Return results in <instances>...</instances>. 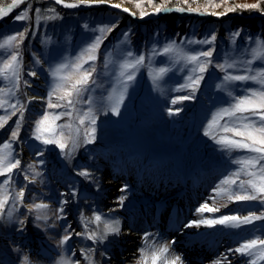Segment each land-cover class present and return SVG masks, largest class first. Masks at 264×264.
Instances as JSON below:
<instances>
[{
    "label": "rangeland",
    "instance_id": "rangeland-1",
    "mask_svg": "<svg viewBox=\"0 0 264 264\" xmlns=\"http://www.w3.org/2000/svg\"><path fill=\"white\" fill-rule=\"evenodd\" d=\"M5 0H0V3ZM66 3L73 0H65ZM121 3L122 8H130L129 13L139 10L135 7L136 0H112ZM158 2V0H157ZM191 2V0H190ZM217 3L220 0H216ZM254 3L257 0H230V3ZM176 3V0H173ZM201 10L205 0H198ZM31 6L30 19L26 22L15 21L14 17ZM181 6L187 7L182 4ZM193 7L197 5L192 4ZM87 8L85 6H81ZM96 6V10L84 13H70L66 8L50 5L44 0L26 2L17 13L0 25V34H13L28 27V38L22 46V63L24 79L33 82L39 80L42 84L41 97H46L48 89V68L50 63H56L62 56L75 54L80 47L92 36L93 29L101 26L115 25L114 30L107 34L100 48V60L97 69L102 73L98 81L99 86L94 90L93 99L97 116L95 142L83 144L74 154V158L66 160L60 150L54 145L45 147L32 138L35 121L44 110L45 104L41 100L38 109H33L31 103L24 113V121L19 133V142H13L16 152L21 158L23 166L31 162L44 161L38 170L43 171L44 183L29 184L33 189L32 196L43 199L55 209L63 199H69L65 205L67 220L56 221V228H37L29 218L28 226L23 235L15 230L13 225L0 227V264H18L15 247L30 252L34 257V264H55L59 256L64 254L56 247V242L63 234L60 225L71 224L76 231H82L80 215L91 216L93 211L102 212L110 216H118L124 220L132 233L139 237L145 232L156 234L157 240L171 241L181 238L179 243L172 245V251L180 255L184 264H213L217 259L221 264H227L222 258L227 256L231 264H247V257L230 252L239 242L253 235L264 232V221H256L254 225L241 229H228L217 225L214 228L201 226L186 228L185 224L200 217L195 209L213 194L214 186L222 179L226 169L236 166L228 162V158L217 151L216 145L203 136L202 129L211 112L219 106H226L228 99L219 85L222 73L215 68H209L205 80L201 82L195 100L177 102L171 101L178 96L189 94L186 91H177L187 80L185 71L177 65L166 77L157 82L153 80V68L168 66L161 56H152L153 48L162 50L167 43L175 40L187 49H201L212 47L216 49L214 61L222 60L226 56L238 55L242 50L254 47L256 39L264 38V17L257 12H236L241 14L240 19L251 16L250 21L244 24L235 23L230 16L216 31L209 27L211 22L198 23L192 20L155 21V25H148L147 33L141 32L142 27L126 24V13L110 11ZM143 7L148 12L152 8L144 0ZM48 8H55L61 19L36 22V9L41 16L53 15ZM93 8V7H91ZM222 8H209L208 11L222 12ZM133 11V12H130ZM115 14V15H113ZM247 23H251L248 25ZM88 25V28H85ZM241 29V36L232 43L231 33ZM215 34L217 40L212 45L188 44L187 40H202ZM126 49L136 54L146 56L147 67L137 73L125 94L117 116L110 111L113 101L108 96L116 79V67L121 62ZM111 53V56L108 54ZM39 57L41 64H37ZM249 58V57H245ZM111 59L114 65L104 69V61ZM258 65H254L256 67ZM36 71L38 77L32 78L27 74ZM4 86L0 82V87ZM239 87V85H237ZM246 87H254L252 84ZM27 96L31 95V88L24 89ZM27 97H21L26 99ZM183 108L179 115H169L170 108ZM88 106L83 105L87 111ZM56 109L52 111H61ZM0 110V115H3ZM19 114H17L18 116ZM17 116L0 129V144L9 140L10 130L15 126ZM67 117L58 121L65 123ZM44 149V155L38 156V150ZM233 155H241L234 153ZM88 170L100 181L97 191L94 182L77 175L78 171ZM3 179V178H0ZM20 183H27L23 176L17 177V188ZM123 184L128 185V199L120 208L116 197L123 195L119 191ZM75 191L76 197H65L63 193ZM25 200L29 201L26 192ZM30 202V201H29ZM104 202L108 204L105 207ZM210 206L212 201L208 200ZM227 204L225 207L224 205ZM215 206L220 209L214 214H205L206 217L221 216L237 213L246 215L249 210L264 211L258 203H228L226 200L216 199ZM117 209L116 211H111ZM23 208L20 212H24ZM159 218V219H158ZM161 219V220H160ZM42 223V222H41ZM49 223H52L50 220ZM176 226L178 229L174 230ZM206 233L207 241L194 243L190 238ZM242 234V235H241ZM264 238V236H261ZM130 243L128 240L125 244ZM106 242L94 245L92 241L73 236L69 245L80 258V250L89 246L97 249L96 258L101 256ZM35 245V246H34ZM34 247L36 249H34ZM33 248V250H31ZM70 255V253H69ZM105 256V255H103ZM136 260V258L134 259ZM86 264V262H83ZM121 264V263H118ZM130 264H135L132 261ZM257 264H264L258 260Z\"/></svg>",
    "mask_w": 264,
    "mask_h": 264
},
{
    "label": "snow or ice",
    "instance_id": "snow-or-ice-1",
    "mask_svg": "<svg viewBox=\"0 0 264 264\" xmlns=\"http://www.w3.org/2000/svg\"><path fill=\"white\" fill-rule=\"evenodd\" d=\"M144 0H136L135 7L139 10V18L143 19L148 15L161 13L188 12L198 15H211L216 17L227 16L236 12H257L264 16V0H257L254 3H230V0H205L201 10L198 0H147L152 8L148 12L143 7ZM25 0H12L11 4L3 6L0 4V19L7 17L13 9L24 4ZM57 5L65 8H78L81 6L92 7L107 5L114 9H121V3H113L112 0H73L66 3L65 0H55ZM192 4H196L193 7ZM224 8L222 12L208 11L209 8ZM25 8L15 17V21L26 22L30 19V12ZM124 12H129L123 7ZM40 10L36 9L37 24L43 19L47 21L61 19L55 8H48L53 15L41 16ZM131 15L135 16L133 12ZM88 28V25H85ZM115 25L101 26L93 29V35L73 55L62 56L56 63H50L48 68V91L46 97L27 96L24 89L31 88L32 82L24 79L22 63V46L28 38L30 29L25 27L13 34H0V129L9 122L13 116H17L15 126L10 130V139L0 144V227L13 225L15 230L24 234L27 229L29 218L37 228L43 227L45 231L49 228H56V221L67 220L65 205L69 199H63L53 209L51 204L32 196L33 189L29 184L44 183L43 171L38 170V164L42 166L44 161L31 162L23 166L19 154L16 152L13 142H19V133L24 121V113L28 110V104L33 100H42L45 104L44 110L35 121L32 138L39 141L45 147L54 145L60 150L61 155L70 160L83 144L95 142L97 116L95 111L96 101L93 99L94 90L99 86L98 81L101 72L97 69V62L100 60V48L107 34L111 33ZM241 29L231 33L232 43L241 36ZM217 36L210 35L202 40H187L188 44L212 45L216 42ZM254 47L242 50L238 55L226 56L222 60L214 61L215 48L206 47L201 49H187L178 44L175 40L167 43L162 50L153 48L152 56H161L168 66L153 68V80L157 82L166 77L170 72L184 69L187 80L177 91H186L189 94L175 97L171 103L192 101L196 98L201 82L205 80V74L209 68H215L223 75L221 83L217 87L226 94V106H219L211 112L202 129L203 136L210 140L217 147V151L223 153L228 162L236 167L226 169L222 179L213 188V194L201 203L196 209L198 219L192 220L184 225L186 228L205 226L214 228L217 225L228 229H241L245 226L254 225L256 221H264V211L249 210L246 215L237 213L224 214L221 216L206 217L205 214H214L220 209L215 206L216 199L226 200L228 203H258L264 208V38L256 39ZM111 56V53L108 54ZM249 58H245V57ZM41 64L39 57L35 61ZM114 65L113 60L104 61V69L108 70ZM179 68L174 69L172 66ZM254 65H258L254 67ZM115 73L118 83L111 88L108 99L113 101L110 111L120 114V106L125 99L129 85L135 81L140 69L147 67L146 56L136 54L131 49H126L118 65H115ZM28 76L38 77L36 71H30ZM252 84L254 87H246ZM239 85V87H237ZM21 97H27L21 99ZM87 105V111L83 105ZM62 109L61 111H52ZM184 109L170 108L169 115H179ZM67 117L65 123L57 122ZM241 153V155H233ZM38 156L44 155V149L38 150ZM77 175L86 180L94 182L97 191L100 188V181L96 180L92 172L81 170ZM23 176L27 183H20L17 188V177ZM128 185L123 184L119 191L124 193L116 197L120 208L128 199ZM26 192L29 201L25 200ZM65 197H76L75 191L63 193ZM208 200L212 201L210 206ZM225 207L227 204L224 205ZM23 208L25 211L20 212ZM112 209L111 211H116ZM52 223H49V221ZM42 222V223H41ZM82 231H76L71 224L60 225L63 234L56 242V247L61 250L62 255L55 261V264H100L96 258L95 247L82 248L80 258L69 245L73 236L92 241L94 245H101L108 241L109 236L119 237L122 233L121 221L115 216L106 215L102 212L93 211L91 216L80 215ZM253 235L239 242L235 249H229L242 257H247V264H257L258 260L264 261V232L261 235ZM242 235V234H241ZM176 241L157 240L156 234L145 232L141 236V245L137 248L135 264H184L180 255L172 251V245ZM18 264H34L33 255L15 247ZM70 253V255H69ZM105 248L101 255H106ZM228 261L227 256L222 258ZM107 264H110V256L107 257ZM213 264H221L217 259Z\"/></svg>",
    "mask_w": 264,
    "mask_h": 264
},
{
    "label": "bare ground",
    "instance_id": "bare-ground-1",
    "mask_svg": "<svg viewBox=\"0 0 264 264\" xmlns=\"http://www.w3.org/2000/svg\"><path fill=\"white\" fill-rule=\"evenodd\" d=\"M46 1H54L55 0H46ZM128 8V7H127ZM130 10V8H128ZM133 12V11H130ZM31 87V95L30 96H37L41 97L42 91V84H40L39 80H35ZM41 103V100H33L31 102L33 109H38L39 104ZM105 207L108 206L107 203L104 202ZM119 218L118 216H115ZM120 219V218H119ZM159 219V218H158ZM161 220V219H160ZM121 221V227H122V233L117 238L115 236H109L108 241L106 242L104 249H107V254L105 256H100L98 258V261L100 264H107V257L110 256V264H130L132 261H135L134 259L138 255L136 250L139 247L140 240L138 239V235L136 233H132L129 228L126 226V223L124 220L120 219ZM174 230H177L178 228L176 226H173ZM194 241V243L202 240L203 242L207 241L208 236L206 233H202L201 235L195 236L193 238H190ZM130 241V243L125 244L127 241ZM181 241V238H176V243H179ZM212 264V263H211Z\"/></svg>",
    "mask_w": 264,
    "mask_h": 264
},
{
    "label": "trees",
    "instance_id": "trees-1",
    "mask_svg": "<svg viewBox=\"0 0 264 264\" xmlns=\"http://www.w3.org/2000/svg\"><path fill=\"white\" fill-rule=\"evenodd\" d=\"M12 2V0H5V1H2L0 4H2L3 6H5V5H7V4H9V3H11ZM196 5V4H195ZM92 11H94V10H92ZM113 15H115V14H113ZM175 20V22L178 20H184V19H186V20H192V21H196V22H198V23H204V22H211V25L209 26V27H212V29H214V30H218L219 29V27L220 26H222L223 25V22H225V21H221V22H219V21H215V20H199V19H195V18H191V17H188V18H180V17H177V16H175V15H167V16H165V17H162L161 19H159V20H157L158 22H163V21H166V20ZM228 20V19H227ZM235 21V23H240V24H244L243 23V21H250V19H247V18H242V19H240L238 16H236V18H234L233 19V22ZM263 22V25H264V20H262ZM127 22H128V24H130V25H132L133 27H135V26H139V27H142L139 31H140V33L141 32H146L147 33V27H148V25H150L149 26V28L151 27V25H155L156 23H154L155 21H147V22H144V23H138V22H136L131 16H128L127 15V17H126V24H127ZM205 24V23H204ZM248 25H250L251 23H247Z\"/></svg>",
    "mask_w": 264,
    "mask_h": 264
}]
</instances>
